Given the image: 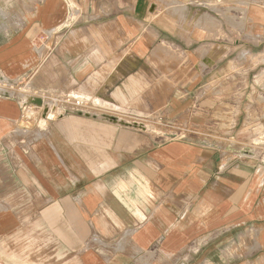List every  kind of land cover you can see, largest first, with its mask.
I'll use <instances>...</instances> for the list:
<instances>
[{
  "label": "crops",
  "instance_id": "crops-1",
  "mask_svg": "<svg viewBox=\"0 0 264 264\" xmlns=\"http://www.w3.org/2000/svg\"><path fill=\"white\" fill-rule=\"evenodd\" d=\"M107 4L0 41V264H264V0Z\"/></svg>",
  "mask_w": 264,
  "mask_h": 264
},
{
  "label": "rangeland",
  "instance_id": "rangeland-1",
  "mask_svg": "<svg viewBox=\"0 0 264 264\" xmlns=\"http://www.w3.org/2000/svg\"><path fill=\"white\" fill-rule=\"evenodd\" d=\"M39 1L40 0H0V41L5 40L6 36L19 29L24 24L26 17L30 16L31 11ZM78 2V0H71L72 6L75 7V13H78L80 8L81 10H85L91 5L94 8H99L100 10L106 9L108 8V4H103H105V2H110V0H82L80 4ZM24 90L27 89L23 88L22 86L17 87V85L14 88L9 89L11 94L16 96L20 95L21 101L23 103L26 101H32V98L34 97L24 94L29 93L25 92ZM42 124H44V122H42ZM263 133L264 128H261L258 134L254 137L253 143L262 148V158L264 159V144L256 142V138ZM262 136H264V134Z\"/></svg>",
  "mask_w": 264,
  "mask_h": 264
},
{
  "label": "built area",
  "instance_id": "built-area-1",
  "mask_svg": "<svg viewBox=\"0 0 264 264\" xmlns=\"http://www.w3.org/2000/svg\"><path fill=\"white\" fill-rule=\"evenodd\" d=\"M5 84H7V83H4L3 79L0 76V87H5L4 86ZM6 86L8 88H11V89L14 88L13 86H10L9 84H7ZM76 103L77 104H80V101H76ZM42 108H43V111H42V119L45 120V122L53 121L61 113L60 109L56 108L52 104H43Z\"/></svg>",
  "mask_w": 264,
  "mask_h": 264
},
{
  "label": "bare ground",
  "instance_id": "bare-ground-1",
  "mask_svg": "<svg viewBox=\"0 0 264 264\" xmlns=\"http://www.w3.org/2000/svg\"><path fill=\"white\" fill-rule=\"evenodd\" d=\"M28 96H31V95H28ZM31 97H34V96H31ZM40 103H41V99L37 98V97H34L32 99V101H30V102L26 101L24 104H27L28 106H32L33 104L39 105ZM43 104H44V102H43ZM43 122L45 123V120H43ZM262 139H264V137H262Z\"/></svg>",
  "mask_w": 264,
  "mask_h": 264
},
{
  "label": "water",
  "instance_id": "water-1",
  "mask_svg": "<svg viewBox=\"0 0 264 264\" xmlns=\"http://www.w3.org/2000/svg\"><path fill=\"white\" fill-rule=\"evenodd\" d=\"M43 102H44L43 99H41V103L39 105H37V104L36 105L42 107L43 106Z\"/></svg>",
  "mask_w": 264,
  "mask_h": 264
}]
</instances>
